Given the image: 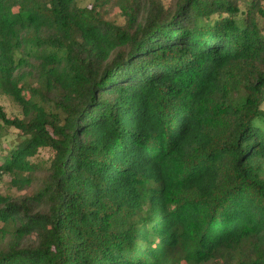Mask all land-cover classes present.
<instances>
[{
    "label": "trees",
    "instance_id": "obj_1",
    "mask_svg": "<svg viewBox=\"0 0 264 264\" xmlns=\"http://www.w3.org/2000/svg\"><path fill=\"white\" fill-rule=\"evenodd\" d=\"M0 95V264H264V0H0Z\"/></svg>",
    "mask_w": 264,
    "mask_h": 264
},
{
    "label": "rangeland",
    "instance_id": "obj_2",
    "mask_svg": "<svg viewBox=\"0 0 264 264\" xmlns=\"http://www.w3.org/2000/svg\"><path fill=\"white\" fill-rule=\"evenodd\" d=\"M169 1V0H167ZM81 4L85 5H91L94 0H80ZM118 18L121 19L120 16L117 13H114L111 16V19ZM0 103L4 106L5 110L7 111L8 115L13 116L15 114L19 113V107L18 105L7 95H0ZM17 131L15 129H10L8 132V135L6 138H4V143H9L13 138L16 137ZM50 150L48 148H42L39 151V154L37 157H34L33 161L37 163H45L48 158L50 157ZM12 177L8 174L3 175V177L0 178V189L3 192H6L9 190V183L11 181Z\"/></svg>",
    "mask_w": 264,
    "mask_h": 264
}]
</instances>
